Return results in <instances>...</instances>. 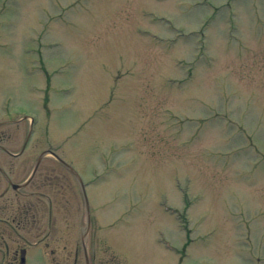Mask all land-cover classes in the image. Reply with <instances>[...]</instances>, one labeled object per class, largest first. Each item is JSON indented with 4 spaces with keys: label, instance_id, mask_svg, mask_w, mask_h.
I'll use <instances>...</instances> for the list:
<instances>
[{
    "label": "rangeland",
    "instance_id": "obj_1",
    "mask_svg": "<svg viewBox=\"0 0 264 264\" xmlns=\"http://www.w3.org/2000/svg\"><path fill=\"white\" fill-rule=\"evenodd\" d=\"M28 118L20 159L0 153L12 179L54 150L94 178L101 235L142 264L173 261L159 232L183 264H238L240 251L264 264V0H0V144L19 153ZM63 169L45 158L22 191L54 200L50 248L29 264L76 249L84 203ZM0 204L11 219L15 192Z\"/></svg>",
    "mask_w": 264,
    "mask_h": 264
},
{
    "label": "flooded vegetation",
    "instance_id": "obj_2",
    "mask_svg": "<svg viewBox=\"0 0 264 264\" xmlns=\"http://www.w3.org/2000/svg\"><path fill=\"white\" fill-rule=\"evenodd\" d=\"M3 149L4 145L0 144V153L4 152ZM10 159H20V156H11ZM2 162L0 158V188H4L3 183H5L7 187L5 186V190L0 193V202L10 189L8 178L12 177L11 173L7 172L4 168ZM63 170L66 175L62 177V182L65 183L67 188L71 190L75 188L74 182L70 180L73 178L81 190L74 176L68 170ZM52 173L53 171L51 169H46L45 173L42 175L44 180L40 187L45 186L47 189L52 187ZM33 182L34 179L30 185ZM21 195L26 198L34 196L35 201L33 199L21 200ZM15 196L16 213L11 216V219L2 217L5 212H7L5 209L8 207L4 205L1 206L0 204V244H5V257L7 259L6 262L2 261L1 264H28L30 247L26 245L32 244L33 242L29 241L21 232L27 229L30 230V233L35 231L36 234L34 236L37 235V241L39 243H44L46 249L50 248L47 239L49 238L53 224L54 200L52 196L47 192L42 193L40 191H34L33 193L18 192ZM72 222L75 225V220ZM80 223L82 226L77 236L78 240L75 242V251L68 250V245L65 244L64 249H66V252L63 253L61 262H57V264H142V261L146 258V255L139 258L131 251H124V249H127L126 245H124L123 242L121 244V242L117 241L115 236L110 233L108 235H101L102 232L100 231L99 221L94 216L92 217L91 226L87 234L83 226L84 218H81ZM172 258H174L173 261H170L169 258L166 261L159 258L155 261V264H181V258L179 256H173ZM244 259L242 254H239L240 264H245ZM260 262L261 258L256 257L251 264H260Z\"/></svg>",
    "mask_w": 264,
    "mask_h": 264
},
{
    "label": "water",
    "instance_id": "obj_3",
    "mask_svg": "<svg viewBox=\"0 0 264 264\" xmlns=\"http://www.w3.org/2000/svg\"><path fill=\"white\" fill-rule=\"evenodd\" d=\"M44 154L45 153H43L41 156H40V159H39V162H38V164L40 163V161H41V159L43 158V156H44ZM27 184V183H26ZM26 184H24V185H21V186H18V185H14V188H20V187H24ZM88 215H89V211H88Z\"/></svg>",
    "mask_w": 264,
    "mask_h": 264
}]
</instances>
